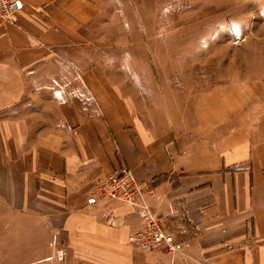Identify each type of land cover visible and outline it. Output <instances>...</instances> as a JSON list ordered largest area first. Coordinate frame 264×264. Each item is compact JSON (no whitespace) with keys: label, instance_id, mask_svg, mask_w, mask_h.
I'll return each instance as SVG.
<instances>
[{"label":"crops","instance_id":"1","mask_svg":"<svg viewBox=\"0 0 264 264\" xmlns=\"http://www.w3.org/2000/svg\"><path fill=\"white\" fill-rule=\"evenodd\" d=\"M20 1L0 26V264H264V0L177 92L139 72L149 43L107 72L117 0ZM122 164L153 181L175 256L128 243L135 206L92 200Z\"/></svg>","mask_w":264,"mask_h":264},{"label":"rangeland","instance_id":"2","mask_svg":"<svg viewBox=\"0 0 264 264\" xmlns=\"http://www.w3.org/2000/svg\"><path fill=\"white\" fill-rule=\"evenodd\" d=\"M116 2L121 7L114 11L108 9L106 13V38L100 35L108 44L106 52L110 59L108 64H111L106 66L107 72L115 73L122 69L117 64L120 61L117 53L123 57L131 42L139 45L149 43L150 49H146L147 55H144L146 59L140 60L137 67L139 72L146 77L155 75L160 80L157 82L159 85L169 83L174 92L185 89L188 83L197 87L207 85L212 72L210 57L213 48H226L227 41L235 43L241 40V28L253 26L258 21L257 11L263 4L262 0ZM93 42L98 43L99 40L92 39V47ZM138 51V57L142 58L144 51ZM125 67L128 72L132 68L130 64Z\"/></svg>","mask_w":264,"mask_h":264},{"label":"built area","instance_id":"3","mask_svg":"<svg viewBox=\"0 0 264 264\" xmlns=\"http://www.w3.org/2000/svg\"><path fill=\"white\" fill-rule=\"evenodd\" d=\"M21 5L20 0H0V26L15 22ZM154 193L155 185L152 180L137 178L130 166L122 164L97 179L92 200L135 206L143 224L139 230L129 235L128 243L146 251L165 250L175 256L183 250L184 243L166 229L162 218L153 211L150 197Z\"/></svg>","mask_w":264,"mask_h":264},{"label":"bare ground","instance_id":"4","mask_svg":"<svg viewBox=\"0 0 264 264\" xmlns=\"http://www.w3.org/2000/svg\"><path fill=\"white\" fill-rule=\"evenodd\" d=\"M235 42L237 43V40Z\"/></svg>","mask_w":264,"mask_h":264}]
</instances>
